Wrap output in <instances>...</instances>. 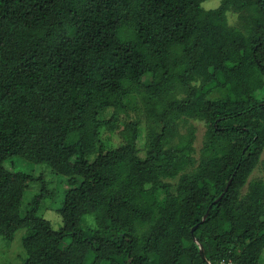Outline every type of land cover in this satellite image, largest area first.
I'll use <instances>...</instances> for the list:
<instances>
[{"label": "trees", "instance_id": "obj_1", "mask_svg": "<svg viewBox=\"0 0 264 264\" xmlns=\"http://www.w3.org/2000/svg\"><path fill=\"white\" fill-rule=\"evenodd\" d=\"M204 1L0 0V237L28 230L15 264H264V178L249 181L264 170V0ZM176 82L187 96L161 105L144 156L136 122L103 143L106 109ZM183 117L208 127L196 166L195 129L172 142ZM16 156L69 177L59 228L38 213L53 189L7 169Z\"/></svg>", "mask_w": 264, "mask_h": 264}, {"label": "rangeland", "instance_id": "obj_2", "mask_svg": "<svg viewBox=\"0 0 264 264\" xmlns=\"http://www.w3.org/2000/svg\"><path fill=\"white\" fill-rule=\"evenodd\" d=\"M222 0H206L202 4L205 8H216L221 4ZM229 22L232 26L242 27L239 13L230 11L228 14ZM187 92L176 82L170 92L163 98V101H155L145 93L135 92L126 100L125 104L119 107H110L106 109L100 116L102 126L100 128V138L107 147H118L125 144L129 140L130 124L136 122L140 138L137 140V146L141 154L145 155L146 142L153 131L160 130L159 126V110L161 105L168 102L170 98L186 97ZM112 119V123L109 122ZM195 129L194 150L192 155L195 157V166L202 155V148L207 140L208 127L202 120L183 117L178 120L173 143L179 141L180 135H187L191 129ZM264 159V155H263ZM7 169L11 171H23L31 173L35 176L43 174L44 180L53 190V194L45 199L42 203V208L39 214L51 220L55 228H59L63 222L59 213L62 207L66 194L73 185L69 182V177L61 174H56L45 163L36 164L21 156L9 158L5 162ZM189 167L188 169H191ZM179 177L167 178L166 182L172 184L171 191H176ZM255 178H264L263 166L259 165L249 181ZM80 182L83 178H79ZM42 180H36L31 184L23 211L29 206L33 196L39 193L42 189ZM248 184L244 188L247 190ZM26 228L19 229L12 240H6L0 237V264H15L24 261L27 258V252L24 247L23 239L27 234Z\"/></svg>", "mask_w": 264, "mask_h": 264}, {"label": "water", "instance_id": "obj_3", "mask_svg": "<svg viewBox=\"0 0 264 264\" xmlns=\"http://www.w3.org/2000/svg\"><path fill=\"white\" fill-rule=\"evenodd\" d=\"M229 188V185H227V187L225 188V190L221 193V195L214 201V203L218 202L223 196L224 194L226 193V191L228 190ZM213 204L209 206L208 210L206 211L203 219H202V222L205 221L211 211V208H212ZM198 225H195L193 228H192V232L194 233L195 232V229L197 228ZM197 241V240H196ZM198 242V241H197ZM199 243V242H198ZM199 247H200V252H201V255L203 256L204 259H206V256H205V252H204V247L202 244L199 243ZM209 264H211L210 262H208Z\"/></svg>", "mask_w": 264, "mask_h": 264}, {"label": "built area", "instance_id": "obj_4", "mask_svg": "<svg viewBox=\"0 0 264 264\" xmlns=\"http://www.w3.org/2000/svg\"><path fill=\"white\" fill-rule=\"evenodd\" d=\"M220 264H239V263L236 262V261H234V260H232V259H226V258H224V259H222L220 261Z\"/></svg>", "mask_w": 264, "mask_h": 264}]
</instances>
